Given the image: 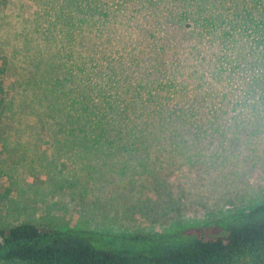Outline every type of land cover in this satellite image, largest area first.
<instances>
[{"label":"rangeland","instance_id":"1","mask_svg":"<svg viewBox=\"0 0 264 264\" xmlns=\"http://www.w3.org/2000/svg\"><path fill=\"white\" fill-rule=\"evenodd\" d=\"M255 1L150 0L146 14L140 18L145 19L147 14L150 19L156 18L158 9L162 18L180 17L179 31L170 35V40L174 42L180 36L188 40L189 35L200 32L206 36L203 48H209L215 57L231 44L228 39L222 42L217 30L226 29L227 21L224 19L221 25L211 21L206 14L209 8L228 3L232 9L228 11L223 5L222 14L247 16L255 6L257 18L264 22V0ZM126 2L121 0L123 8ZM69 6L56 5V0H0V230L33 223L59 230L160 236L199 227L213 217L246 211L263 202L264 106L260 120L238 122L214 139L196 137L189 143L168 138L158 145L145 142L141 148L130 143L119 148L93 138L80 142L69 133L65 135L54 119L41 122L47 116L45 104L39 101L40 79L35 80L33 75L37 74L33 55L52 47L56 37H51V43L42 32L49 22L56 21L57 11ZM98 12L104 14L100 9ZM134 19L133 14L130 22ZM232 23L240 26L235 18ZM50 27L53 36L56 27ZM93 27L90 21V30ZM162 27L170 32L168 24ZM111 29L100 25L98 31ZM123 33H116L122 46L130 44L135 54L147 49L148 56L160 63V57L167 54L166 50L161 52L168 48L166 44L150 46L143 31L133 38ZM89 34L88 47L92 38L101 39L98 33ZM108 35L114 37L113 32ZM110 39L113 46L115 39ZM230 49L225 54L232 56L234 48ZM99 50L105 55L110 51ZM115 51L111 49L109 56ZM126 51L123 49L120 56ZM163 57L165 65L170 62L171 58ZM88 58L91 68L99 64L92 52ZM115 60L112 57L109 61ZM131 72L126 83L119 80L121 75L111 73L114 77L105 79L98 88L105 92L111 106H118L123 98L154 101L159 96L147 81L152 78L138 77L134 69ZM190 84L185 79L178 93L186 97Z\"/></svg>","mask_w":264,"mask_h":264},{"label":"trees","instance_id":"2","mask_svg":"<svg viewBox=\"0 0 264 264\" xmlns=\"http://www.w3.org/2000/svg\"><path fill=\"white\" fill-rule=\"evenodd\" d=\"M126 1L123 8L121 0H56V5L70 6L63 12L55 9L56 21L49 22L42 32L51 43V37H56L52 47L33 55L37 60V74L33 75L35 80L40 79L38 99L45 104L47 116L42 123L54 119L65 135L69 133L80 142L93 138L119 148L129 143L141 148L168 138L189 143L196 137L214 139L238 122L261 119L264 22L257 18V7L251 6L247 16L222 14L224 4L209 8L206 14L211 21L220 25L227 21L226 29L217 30L222 42L228 39L231 44L213 57L209 48H203L206 36L200 32L189 35L188 40L181 36L170 40V35L179 31L180 17L162 18L158 9L156 18L150 19L148 14L140 18L146 14L150 0ZM224 6L232 9L228 3ZM133 14L135 19L130 22ZM234 18L240 26L233 25ZM90 21L94 26L91 30ZM50 24L56 27L53 36ZM164 24L170 26V32L162 27ZM100 25L113 29L98 31ZM119 30L126 38L143 31L150 46L166 44L168 48L161 52L166 50L167 54L160 57L161 63L148 56L147 49L135 54L130 44L122 46L116 34ZM89 31L98 33L101 39L92 38L88 47ZM110 32L114 37L108 35ZM110 38L115 39L113 46ZM191 38L195 42L191 43ZM231 46L232 56L226 55ZM99 48L110 51L105 55ZM111 49L116 51L109 56ZM123 49L127 51L122 57ZM90 52L99 60L94 68L89 66ZM199 52L202 55L192 62ZM163 56L171 58L166 65ZM112 57L117 60L109 61ZM132 69L138 77L152 78L147 81L159 96L154 101L123 98L118 106H111L105 92L98 88L105 79L109 81L111 73L121 75L119 80L126 83ZM185 79L190 81L186 89L191 91L183 97L178 88ZM0 264H264V201L246 211L213 217L202 226L160 236L59 230L20 223L0 230Z\"/></svg>","mask_w":264,"mask_h":264}]
</instances>
